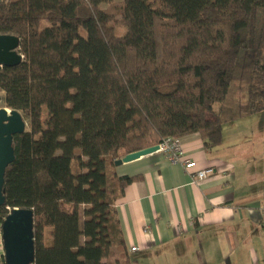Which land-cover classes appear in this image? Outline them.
Here are the masks:
<instances>
[{"label":"trees","instance_id":"1","mask_svg":"<svg viewBox=\"0 0 264 264\" xmlns=\"http://www.w3.org/2000/svg\"><path fill=\"white\" fill-rule=\"evenodd\" d=\"M2 34L23 55L0 66L4 106L28 126L0 224L33 209L34 264H108L126 251L116 202L142 179L117 159L191 133L216 149L264 110V0H0Z\"/></svg>","mask_w":264,"mask_h":264},{"label":"crops","instance_id":"2","mask_svg":"<svg viewBox=\"0 0 264 264\" xmlns=\"http://www.w3.org/2000/svg\"><path fill=\"white\" fill-rule=\"evenodd\" d=\"M179 139L199 168L215 172L194 182L163 152L116 165L118 175L142 179L116 202L126 251L115 246L103 261L121 264L127 255L132 264H264V138L227 141L223 128L213 150L199 133ZM0 226V264H6Z\"/></svg>","mask_w":264,"mask_h":264},{"label":"water","instance_id":"3","mask_svg":"<svg viewBox=\"0 0 264 264\" xmlns=\"http://www.w3.org/2000/svg\"><path fill=\"white\" fill-rule=\"evenodd\" d=\"M20 38L15 35H0V66H15L22 62L23 55L19 51ZM0 96V206L6 203L4 194L7 167L15 160L13 138L15 134L27 130L28 122L17 109L2 106ZM156 144L144 149L130 152L117 159V166L157 152ZM2 234L6 264H34V211L30 208H13L2 222Z\"/></svg>","mask_w":264,"mask_h":264},{"label":"built area","instance_id":"4","mask_svg":"<svg viewBox=\"0 0 264 264\" xmlns=\"http://www.w3.org/2000/svg\"><path fill=\"white\" fill-rule=\"evenodd\" d=\"M159 145L157 152H163L170 161L182 164L194 182L201 181L215 172L213 167L199 168L196 160L186 156L179 138L167 137ZM137 249V246L132 247L133 251Z\"/></svg>","mask_w":264,"mask_h":264},{"label":"rangeland","instance_id":"5","mask_svg":"<svg viewBox=\"0 0 264 264\" xmlns=\"http://www.w3.org/2000/svg\"><path fill=\"white\" fill-rule=\"evenodd\" d=\"M46 25H48V22L43 20L41 27ZM1 105H4V101ZM43 116L44 119L47 117L46 109ZM224 128L227 141L231 139H262L264 138V110L240 119L235 123H228ZM48 241L50 243V239Z\"/></svg>","mask_w":264,"mask_h":264}]
</instances>
